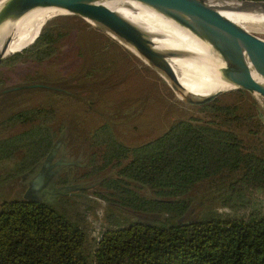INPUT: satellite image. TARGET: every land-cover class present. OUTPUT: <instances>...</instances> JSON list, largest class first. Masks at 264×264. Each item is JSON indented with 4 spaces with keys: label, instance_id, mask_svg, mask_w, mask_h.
Listing matches in <instances>:
<instances>
[{
    "label": "trees",
    "instance_id": "trees-1",
    "mask_svg": "<svg viewBox=\"0 0 264 264\" xmlns=\"http://www.w3.org/2000/svg\"><path fill=\"white\" fill-rule=\"evenodd\" d=\"M64 34L43 26L5 63L46 61ZM203 107L135 145L108 121L96 126L83 166H67L37 200L0 201V264H264V111ZM35 119L0 138V184L24 177L57 142L62 128L42 106L0 124Z\"/></svg>",
    "mask_w": 264,
    "mask_h": 264
},
{
    "label": "rangeland",
    "instance_id": "rangeland-1",
    "mask_svg": "<svg viewBox=\"0 0 264 264\" xmlns=\"http://www.w3.org/2000/svg\"><path fill=\"white\" fill-rule=\"evenodd\" d=\"M50 24L65 32L56 42L53 57L16 65L6 64L7 57L0 65V123L21 109L42 106L51 110V123L62 128L58 154L65 150L80 167L89 152L91 131L104 121L121 141L135 145L159 135L176 119L203 116L202 110H208L179 99L155 68L86 18L60 12L41 28ZM248 25L250 32L264 38V22ZM32 83L45 86H30ZM212 102L235 104L242 112L253 113L258 106L264 111V97L244 89L223 91ZM37 121L7 127L0 124V138ZM29 178H12L0 184V201L22 197ZM96 207L100 215L106 210L103 202Z\"/></svg>",
    "mask_w": 264,
    "mask_h": 264
},
{
    "label": "water",
    "instance_id": "water-1",
    "mask_svg": "<svg viewBox=\"0 0 264 264\" xmlns=\"http://www.w3.org/2000/svg\"><path fill=\"white\" fill-rule=\"evenodd\" d=\"M138 1L172 18L188 28L201 40L207 42L224 62L219 67L222 78L233 86L216 90L208 96L183 93L176 71L169 61V56L173 51L156 48L148 38L149 34L146 31L105 5L102 0H3L0 3V25L4 22L16 20L34 7L53 6L62 9L65 13L78 14L103 28L147 64L155 68L179 99L187 104L205 106L213 103L214 98L221 92L233 88L244 89L264 97V49L257 42V39L260 40L261 37L224 15L219 6L210 0ZM237 1L239 3L235 6V10L264 11V0ZM11 37L12 35L9 33L2 40L0 65L9 55L14 53H4ZM29 44L24 45L17 51L22 50ZM255 75L260 76L261 79ZM30 86H45V84L32 83ZM18 87L20 86L14 88ZM57 147L58 142L55 143L45 157L42 169L30 180L24 197L37 200L40 196H31V194L46 187L50 181L54 182V176L58 173V169L50 170V167L58 163L51 164L50 162L56 153ZM72 162L67 161V163ZM45 166H49L46 171H44ZM65 187L72 189L80 186L74 184Z\"/></svg>",
    "mask_w": 264,
    "mask_h": 264
},
{
    "label": "bare ground",
    "instance_id": "bare-ground-1",
    "mask_svg": "<svg viewBox=\"0 0 264 264\" xmlns=\"http://www.w3.org/2000/svg\"><path fill=\"white\" fill-rule=\"evenodd\" d=\"M2 1L0 0V3ZM210 1L218 5L224 15L247 29L248 24L264 22V11L235 10V6L239 3L237 0ZM102 2L146 31L156 48L173 51L169 61L176 71L183 93L208 96L216 90L233 86L220 74L219 67L224 62L218 53L188 28L138 0H102ZM60 12H63L60 8L39 6L26 11L14 21L2 23L0 49L3 38L9 33L12 37L4 53L15 52L31 43L44 22ZM257 42L264 49V38L257 39ZM180 95L182 96L181 93Z\"/></svg>",
    "mask_w": 264,
    "mask_h": 264
},
{
    "label": "flooded vegetation",
    "instance_id": "flooded-vegetation-1",
    "mask_svg": "<svg viewBox=\"0 0 264 264\" xmlns=\"http://www.w3.org/2000/svg\"><path fill=\"white\" fill-rule=\"evenodd\" d=\"M58 151H59V148L57 147L56 153L50 162L51 164L58 163V164H55L54 166L50 167V170L58 169V173L54 176V178H55L54 182L50 181L46 187L42 188L41 190H39L37 192H34V194H31V196H34V195L43 196L48 189L55 187V184H56L55 181L57 180L58 176L67 168V166L71 165L72 163H77L76 161L69 159L65 155V150L61 154H58ZM43 161L39 165H36L29 173L24 175V177L30 176V178L28 180V185H29L30 180L42 169ZM58 161H60V162H58ZM67 161H73V162L67 163ZM48 169H49V166L44 167V171H46ZM28 185L25 189V192L28 189ZM25 192H24V194H25Z\"/></svg>",
    "mask_w": 264,
    "mask_h": 264
}]
</instances>
